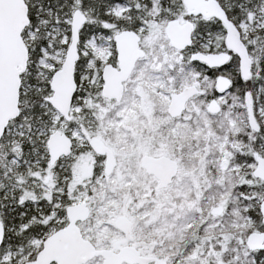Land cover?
Listing matches in <instances>:
<instances>
[{
    "label": "rangeland",
    "instance_id": "1",
    "mask_svg": "<svg viewBox=\"0 0 264 264\" xmlns=\"http://www.w3.org/2000/svg\"><path fill=\"white\" fill-rule=\"evenodd\" d=\"M131 1H139L137 7L143 4ZM246 1L250 4L245 8ZM246 1L238 5L246 17L237 24L245 42L264 27V0ZM152 3L148 20L137 28L146 56L138 60L124 83L121 101L101 93L104 66L117 65L114 35L119 30L108 26L109 33L101 32L79 44L78 89L70 122L46 98L53 93L52 74L65 60L72 16L50 21L53 11L46 8L48 17L40 16L36 27L24 33L28 47L37 36L46 44L33 66L42 82H23L31 73L30 58L22 75V92H44V106L50 108L41 124L26 127L11 121L0 140V200L8 201L5 205L15 218L6 228L0 264H22L34 258L57 225L68 223L66 213H61L66 198L71 204L87 203L90 216L80 227L98 248H110L114 241L124 239L115 220L126 215L133 224L132 244L167 264H264L256 261L255 253L246 246L257 223L255 212L250 211L260 206L264 186L248 177H253L256 162L244 158L245 151H251L246 141L254 138L248 130H252L249 112L240 101V88L218 95V72L211 77L196 69L190 63L191 56L181 55L172 46L166 33L168 22L190 20L182 0L170 19L159 18L162 8L158 1ZM131 7L126 1L115 2L108 13L129 18ZM225 7L230 8L229 0H225ZM225 37L223 27L201 42V51L227 50ZM230 69L240 74L239 64ZM188 85H198L202 94L187 104L180 117L173 118L168 113L171 94ZM214 98L222 106L216 115L207 111ZM255 113L260 124L256 116L264 121V106L259 103ZM57 129L73 137L79 154L63 157L51 166L46 141ZM93 137L117 155L118 164L110 175L104 171L105 161L97 159L90 148L86 151ZM28 140L32 141L29 148L22 145ZM3 148H12L16 157L1 162ZM20 149L25 160L20 158ZM262 152L260 155H264V148ZM145 156H166L178 163V172L168 187L156 190L154 176L141 166ZM237 156L244 159L239 161ZM86 166L94 170L90 180L83 178ZM77 185L83 186L81 191ZM217 206L224 210L214 216L211 211ZM44 223L49 229L33 230ZM103 260L98 256L86 264H103Z\"/></svg>",
    "mask_w": 264,
    "mask_h": 264
},
{
    "label": "water",
    "instance_id": "2",
    "mask_svg": "<svg viewBox=\"0 0 264 264\" xmlns=\"http://www.w3.org/2000/svg\"><path fill=\"white\" fill-rule=\"evenodd\" d=\"M191 16L216 18L226 29V45L228 51L218 53L196 52L193 60L206 64L209 68L225 67L231 60L232 53L239 58L241 78L245 81L251 79L253 59L247 45L242 39L236 25L230 20L226 10L217 0H182ZM87 22V15L82 10H76L72 15L71 36L65 60L61 68L56 70L50 81L52 95L46 100L63 117L72 120L71 109L78 89L76 81V68L80 60V30ZM31 23L29 6L26 0H0V140L5 134L10 121L20 116V98L22 75L28 68L30 51L24 39V31ZM194 24L187 21L181 24L177 19L171 20L167 25V36L172 46L178 50H185L193 43L192 34ZM140 36L133 30H122L115 37L117 52V66L106 64L102 71L104 86L102 95L110 100L121 101L124 94V83L132 74L136 63L145 56L140 47ZM232 86V79L219 75L216 79V89L220 93L227 92ZM201 90L196 85H189L179 93L171 94L168 113L177 118L182 115L190 99L199 95ZM249 110V122L254 130L260 128L252 113V100L250 92L245 94ZM207 110L211 114H219L222 110L220 103L213 99L209 102ZM73 139L60 129L50 134L47 140L49 164L56 162L73 150ZM95 154L105 156V173L110 175L116 167L113 150L99 138L93 137L89 141ZM256 166L253 176L264 183V156L256 155ZM146 172L157 178V189L169 186L178 172L179 165L173 159L161 156H146L142 160ZM223 206L215 207L211 213L219 215ZM262 224L264 225V200L260 204ZM68 223L49 234L34 259L23 264H86L91 259L101 256L103 264H150L151 258L143 256L134 246H126L115 252L120 243H114L111 249H97L95 245L84 237L80 223L90 216V208L86 202L69 205L66 208ZM116 227L121 230L127 239L131 237L132 224L125 216H118ZM5 226L0 220V247L5 240ZM247 248L252 251H264V230L251 232L246 239ZM165 260L158 259L156 264H166Z\"/></svg>",
    "mask_w": 264,
    "mask_h": 264
},
{
    "label": "trees",
    "instance_id": "3",
    "mask_svg": "<svg viewBox=\"0 0 264 264\" xmlns=\"http://www.w3.org/2000/svg\"><path fill=\"white\" fill-rule=\"evenodd\" d=\"M126 1L129 2L132 7L128 11L129 18L126 17H116L112 15L111 13H108V10L115 2H121ZM155 0H141L143 3L140 7H137V3L139 1H131V0H26V2L29 5V15L31 19L30 26L25 30L27 32L29 29H33L38 24V20L40 16L48 17L47 14H44V11L46 8L52 9L53 15L50 17V21L56 20L60 21L61 19L65 17L72 16L73 11H75L78 8H81L83 10L89 11L88 13V20L86 24L81 29V38H80V45L84 43L87 39L90 37L97 35L101 32L109 33L107 30V27L112 26L114 29L121 30H137L138 25L143 23L144 21H147L148 19V9L153 4L152 2ZM160 4L162 11L159 18L163 19H170L172 16L173 10L181 4V0H156ZM220 3L225 7V0H219ZM244 0H229L230 8H226L228 12L229 18L237 25L239 20L243 19L245 14L242 12V10L238 7L240 2H243ZM246 1V0H245ZM247 3L244 5L245 8L250 4V2L246 1ZM189 18V16H187ZM196 29H195V35L197 37L196 41L194 42L193 47L190 50H201V42H205L208 38L213 36L215 33H217L221 28H223V25L220 21L217 19H204L202 17H197L196 21ZM24 32V33H25ZM248 44L249 52L253 58L254 64L252 67V77L251 80L248 82H245L241 79L239 72H236L231 70L232 66H237L239 64L238 58L234 55L229 65L223 69V71L227 72L225 74H229L233 79V85L231 87V90L234 91L235 89L240 88V101L243 102L246 106L245 101V93L247 91L251 92L252 96V109L254 113L257 111L259 103L264 106V27L257 30L255 33H253L248 40L246 41ZM46 44V41L42 39L40 36L35 37V39L32 41L31 45L29 46L30 50V56L29 59H32L31 63V69L30 74L25 76L23 82L30 83L32 85H37L42 80H40V77L36 76V70L33 68L35 62L37 61L41 48ZM195 50V51H196ZM116 54V51H115ZM186 56H190V53L186 54ZM86 60V59H85ZM80 62V61H79ZM191 65L195 67L196 69H203V72L207 75H210L213 77L215 76V71L213 69L205 70L207 67L206 65L192 61ZM76 80L78 82V78L76 76ZM45 94L44 92H38L36 89L31 90L29 93H23L21 90V115L18 119H16L14 122L17 123H23L27 126H31V124H41L43 119L47 116L45 114L48 112L50 106L45 107ZM247 107V106H246ZM256 115V113H255ZM258 122L260 123V129L259 130H249L251 135L253 136V139H247L246 146L251 149V151H245L244 158H247L250 161H255V155L256 154H263L262 148H264V121L261 117L256 116ZM13 122V124H14ZM32 141H26L22 143V145L29 148L28 144ZM75 146V145H74ZM12 149V148H11ZM10 148H3V154H2V161H7L13 157H16L15 152L11 150ZM255 150H259V152H255ZM16 151V150H15ZM21 152L20 158L25 160V155L22 153V150H19ZM89 151V148L86 150ZM85 151V152H86ZM261 152V153H260ZM74 153L79 154L78 149H73L72 155ZM4 154H7L4 155ZM240 156H237V159L241 161L242 159ZM251 173V172H250ZM250 180H253L256 185H262L264 184L253 178L250 174L248 176ZM247 186H250L248 184H244ZM250 186L251 188L256 187ZM82 185H77V188L79 190H82ZM85 187V186H84ZM244 189H246L243 186ZM243 190V189H242ZM264 190V188H263ZM262 198H264V193ZM8 201L0 200V210H4V213L0 214L2 221L4 222L6 228L9 224H11L13 221H15L14 213L10 212V207L5 205ZM70 199H65L63 201V208L61 210V213H65V209L68 205H70ZM255 212L253 215L255 216V219L257 220L255 230L260 231L263 229V225L261 222V215L259 213V205H256V208L253 209ZM64 225V224H63ZM63 225H57V229L63 227ZM41 229H49L48 226L44 223L38 226L36 229L33 230H41ZM6 238L4 245L6 244ZM3 245V247H4ZM2 247V248H3ZM2 248L0 249V257L2 254ZM255 253V260L260 261L261 263L264 262V252H254ZM261 259H263L261 261ZM257 264V263H256Z\"/></svg>",
    "mask_w": 264,
    "mask_h": 264
},
{
    "label": "flooded vegetation",
    "instance_id": "4",
    "mask_svg": "<svg viewBox=\"0 0 264 264\" xmlns=\"http://www.w3.org/2000/svg\"><path fill=\"white\" fill-rule=\"evenodd\" d=\"M182 23V22H181ZM141 41H142V37H141ZM142 47V46H141ZM143 50H144V48H142ZM191 48H188V49H185L184 51H182L180 54L181 55H186V54H188V53H192L193 51H195L196 50V48L194 47V49L195 50H190ZM145 51V50H144ZM145 53H146V51H145ZM113 59H114V57H113ZM114 65V64H113ZM207 69L208 70H210L211 68H208L207 67ZM214 71H215V75H216V72H218L217 73V76H216V78L219 76V75H224L223 74V69H221V68H212ZM201 93H202V90H201ZM74 141V140H73ZM88 148H90L91 149V147H90V145L88 144ZM112 149V148H111ZM92 150V149H91ZM113 150V149H112ZM93 151V150H92ZM113 153H114V156H115V159H116V165L118 164V161H117V155H116V153H115V151L113 150ZM92 154H94L95 155V157L97 158V159H101V160H104L105 161V156H100V155H97V154H95V152L93 151V153ZM64 157H66V156H64ZM69 157V156H68ZM146 157V156H145ZM63 158V157H62ZM62 158H60V159H62ZM144 158V157H143ZM143 158L141 159V166H142V160H143ZM59 159V160H60ZM58 160V161H59ZM143 167V166H142ZM115 169V168H114ZM94 170L92 169V167H89V166H86L85 167V172H84V179L85 180H90V179H92V173L91 172H93ZM114 171V170H113ZM153 176V175H152ZM154 178H155V180L157 181V185H156V190H161V189H157V186H158V180H157V178L154 176ZM173 181V180H172ZM168 187V186H167ZM120 216H125V217H127L128 218V220L131 222V224H132V221L130 220V218L128 217V216H126V215H120ZM132 227H133V224H132ZM131 227V237H130V239H127L126 238V236H125V234L123 233V235H124V239H120V240H116V241H114L113 242V244L111 245V247L110 248H98L97 246H95L97 249H111L113 246H114V243H120L119 244V248H116L115 249V252L117 253V252H119V249H121V248H123V247H126V246H134L136 249H138L140 252H141V254L143 255V256H146V257H149V258H151V261H150V264H156V261L158 260V259H160V258H158V257H156L155 255H152V254H147V253H145L142 249H140V248H138V247H136L135 245H133L132 244V233H133V228ZM95 245V244H94ZM36 256V255H35ZM34 256V257H35ZM34 259V258H33Z\"/></svg>",
    "mask_w": 264,
    "mask_h": 264
}]
</instances>
